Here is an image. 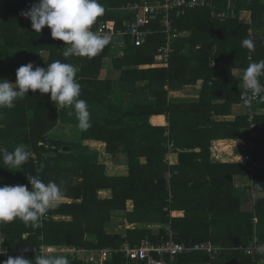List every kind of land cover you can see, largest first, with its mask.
Instances as JSON below:
<instances>
[{
	"label": "trees",
	"instance_id": "1",
	"mask_svg": "<svg viewBox=\"0 0 264 264\" xmlns=\"http://www.w3.org/2000/svg\"><path fill=\"white\" fill-rule=\"evenodd\" d=\"M155 1L99 0L106 11L92 30L106 24L116 34L132 21L133 14L123 10L124 5ZM38 2L0 0V80L15 83L16 70L29 62L40 67L56 60L75 65L91 127L81 130L74 115L69 116L67 109L58 111L50 93L41 96L38 90H30L14 108L0 110V147L12 151L25 144L38 155V163L30 157L14 173L0 167V187L28 185L26 175L38 174L43 182L53 181L65 192L63 202L42 217L39 229L19 220L0 224L7 243L27 248L28 259L56 244L84 249L88 255L111 250L105 264H143L132 259L126 247L145 238L161 242L172 235L176 241H210L224 247L214 259L201 252L183 253L175 264L264 261L238 249L255 234L264 240V102L258 99L256 105L263 111L255 117L254 161L242 160L241 154L239 161L211 157L213 140L250 137L246 115L231 121L224 117L233 104L244 102L241 78L233 70L264 59V0H205L183 14L171 11L173 28L183 35L167 62L157 61V49L166 37L163 13L147 25L153 32L140 46L127 36L124 45L112 40L91 60L65 58L63 41L53 39L47 26L40 34L34 32L30 20L21 15ZM242 11L251 12V23L241 20ZM249 37L255 40V51L242 46ZM107 72L111 76L102 78ZM201 80L196 105L169 101L170 91ZM60 123L67 130L62 137L51 135L57 148L46 149V137ZM88 140L105 143V154L92 150L85 144ZM223 143L215 142V156L226 160ZM171 144L181 150L177 165L166 159ZM65 147L71 151H63ZM237 176H249L252 183L239 185ZM66 257L70 264H87L77 253ZM6 259L3 256L0 262Z\"/></svg>",
	"mask_w": 264,
	"mask_h": 264
},
{
	"label": "clouds",
	"instance_id": "2",
	"mask_svg": "<svg viewBox=\"0 0 264 264\" xmlns=\"http://www.w3.org/2000/svg\"><path fill=\"white\" fill-rule=\"evenodd\" d=\"M105 11L99 0H39L28 10L22 11L21 15L30 20L34 32L40 34L47 26L53 39L63 41L65 58L75 56L91 60L113 40L110 35H101L92 30ZM242 46L255 51L256 43L249 37L242 41ZM77 71L75 65L60 60L46 67L36 66L32 62L21 65L16 70L15 83L7 79L0 80V110L14 108L16 102L28 96L30 90L33 93L38 90L41 96L50 93V100L58 111L67 109L69 116H75L78 127L83 131L88 130L91 127L89 105L80 98L81 85L77 80ZM261 78H264V59L250 63L243 71L241 81L245 104H249L252 98L264 102V83ZM0 120H3L2 111ZM50 136L49 133L47 137ZM169 148V155L176 152L174 145L171 144ZM31 156L25 144L17 145L12 151L0 147V167L14 173ZM167 162L172 165L170 159ZM43 168L41 165L38 171L42 172ZM26 178L30 189L28 185L0 187V224L19 220L26 227L39 229L42 227V217L63 202L65 192L57 183H45L38 174H29ZM58 253L62 252L46 255L38 250L33 259H28L24 256H7L4 247H0V256H7L0 264H70L65 255Z\"/></svg>",
	"mask_w": 264,
	"mask_h": 264
},
{
	"label": "built area",
	"instance_id": "3",
	"mask_svg": "<svg viewBox=\"0 0 264 264\" xmlns=\"http://www.w3.org/2000/svg\"><path fill=\"white\" fill-rule=\"evenodd\" d=\"M205 0H157L155 3H130L122 7L123 10L128 11L133 14L132 21H126V29L118 30L116 34L107 30V25L102 24L98 29L95 30L98 34L101 35H110L113 37L115 42V37L120 36L122 40L120 42H115L121 45H124V41L127 36H130L134 44L137 46L142 45L146 38L153 32L151 27L147 25L151 22L152 19L157 17V14L163 13L162 16V26L163 31L166 35L165 43L160 45L157 49V61L158 62H167L175 47L174 44L176 40L183 35L182 32L173 28V20L170 18L169 13L171 11H176L177 14L185 13L186 8H194L197 5L204 4ZM182 8V10H180ZM252 56H250L251 59ZM212 66H216V62H212ZM243 74V73H242ZM242 74L238 73L239 78L242 77ZM242 87V94H243ZM243 100L246 97L241 95ZM254 100L258 98H252L251 102L246 105V111L244 115L248 117L250 123V137L244 139L241 143V148L239 152L241 154L242 160L253 162V150L256 148V143L254 137L257 135L254 129L257 127L255 122V117L261 111L253 106ZM46 149H56L57 147L51 143V140L47 137L45 143ZM32 153V158L36 163H38V155L36 152L30 151ZM7 237L0 232V247H4L7 252V256H24L28 249L24 247H16V245H11L7 243ZM224 249L223 246L214 244L212 242H196L194 244L185 242V241H176L173 239L172 235L167 240L161 242L152 241L149 238H145L141 241L140 244L133 247H126L128 254L132 259L142 262L143 264H175L176 257L180 254H192L195 252L205 253L210 256L211 259L216 258ZM238 249L243 252L245 255L249 256H259L264 257V240H261L256 234L253 239L248 244H240ZM111 250L103 249L99 251L91 252L90 255L85 254L87 251L84 249H76L75 247H61L58 250L53 249L52 247H47L43 249L44 254L62 252L70 254H79L80 258L85 260L88 264H98L96 260H100L102 264H105L106 260L109 258ZM91 256L86 258L85 256ZM6 256V257H7ZM3 256H0V258ZM91 260V261H90Z\"/></svg>",
	"mask_w": 264,
	"mask_h": 264
},
{
	"label": "crops",
	"instance_id": "4",
	"mask_svg": "<svg viewBox=\"0 0 264 264\" xmlns=\"http://www.w3.org/2000/svg\"><path fill=\"white\" fill-rule=\"evenodd\" d=\"M241 20L244 21V22H252V18H251V12L249 11H242L241 12ZM245 69H234L233 70V75L234 76H237L238 77V73L242 74L243 71ZM110 76H111V72L109 73ZM119 73L117 72L116 74H114L113 76L116 77L118 76ZM203 81L201 80V82H198V84L196 85H186L184 86L183 88H180V89H177L175 91H170L169 92V101L171 103H177V104H194L196 105L198 102H199V98H200V91H201V88H202V83ZM258 100H254L253 102V106H255L256 108V105L258 104ZM246 105L244 102H238V103H235L233 104L232 108H231V113L227 116L224 117V120H228V121H231V120H235V118L237 116H241V115H244V112L246 111ZM88 141H91L92 142V148H94V150L96 151H100V153L102 151L105 150V143L103 142H98V141H95V140H88ZM216 141H223V142H226V143H223V147H221L223 149V153H229V154H233V157L231 159H220L219 156H215V151L213 150V147L211 148V152H212V160L213 161H239L241 160L240 159V154L239 153H234L233 150L231 151V148H228L229 146L231 145H234L235 142H238L239 143H236V145L238 144H241V142L243 141V139H237V140H233V139H216V140H213L212 141V144H215ZM174 145V144H172ZM93 150V149H92ZM230 150V151H229ZM179 151H181L180 149L176 150V152L174 153H171L170 155L168 154L167 155V161L170 159V163H173L175 165H177L179 163ZM173 161V162H172ZM143 162H145V159H143ZM125 170L122 169L121 172H123ZM125 172V171H124ZM235 181L237 184L239 185H243V184H251L252 183V178L247 176V177H240V176H237L235 178ZM179 215H181V212H178ZM175 215V213H174ZM56 218H64L63 216L61 217H58L56 216ZM122 225V224H121ZM141 225L138 224H132V227H140ZM129 227V226H128ZM154 227H159V226H154ZM165 228H168L169 225H165L163 226ZM212 261L213 260H210L209 262L205 263V264H212ZM259 264H264L260 261Z\"/></svg>",
	"mask_w": 264,
	"mask_h": 264
},
{
	"label": "rangeland",
	"instance_id": "5",
	"mask_svg": "<svg viewBox=\"0 0 264 264\" xmlns=\"http://www.w3.org/2000/svg\"><path fill=\"white\" fill-rule=\"evenodd\" d=\"M109 72H107V73H103V75H102V78H106V76H108L107 74H108ZM198 84V83H197ZM262 111V110H261ZM223 118V117H222ZM221 119V118H220ZM61 129H62V133H61ZM67 130V128H66V124H62V123H60L56 128H54L51 132H50V135H52V137H53V134H55V136H58V137H62L63 136V131H66ZM72 133H74V131L72 132ZM65 138V137H64ZM68 140V139H67ZM242 143V142H241ZM85 144L86 145H88V146H90V148L91 149H93L94 150V148H92V142L91 141H86L85 142ZM241 144H238V145H236V143L234 144V145H231V146H229L228 148H231V151L233 150V152L234 153H239L240 154V152H239V149L241 148ZM212 147H213V150L215 151V147H214V144H212ZM211 147V148H212ZM221 151H222V153L224 152L223 151V149H221ZM221 151L219 152L220 154H222L221 153ZM230 151V150H229ZM102 154H105V152L104 151H102L101 152ZM223 154H225V155H228V159H231L232 157H233V154H229V153H223ZM226 158V159H227ZM102 159H104V162L106 161V156H103L102 155ZM241 159V158H240ZM173 162V161H172ZM172 165H175V164H173V163H171ZM131 207V206H130ZM175 214L176 215H178V213L177 212H175ZM55 219H58V218H56L55 217ZM122 224V221L120 222V225ZM61 247H63V246H59V245H56V244H53L52 245V248L53 249H55V250H58V249H60ZM58 254H62V255H65V256H69L70 255V253H58ZM91 256H85V259L86 258H90ZM263 260V259H262ZM91 261V260H90ZM262 263H264V261H261ZM96 263H98V264H102L101 262H100V260H96Z\"/></svg>",
	"mask_w": 264,
	"mask_h": 264
},
{
	"label": "water",
	"instance_id": "6",
	"mask_svg": "<svg viewBox=\"0 0 264 264\" xmlns=\"http://www.w3.org/2000/svg\"><path fill=\"white\" fill-rule=\"evenodd\" d=\"M122 38L120 36L115 37V42H120ZM63 151H71V147H65Z\"/></svg>",
	"mask_w": 264,
	"mask_h": 264
}]
</instances>
